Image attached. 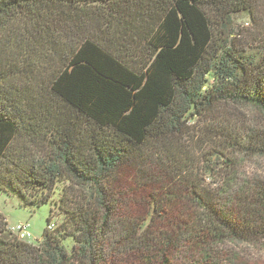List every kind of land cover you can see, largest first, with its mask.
Instances as JSON below:
<instances>
[{"label": "trees", "instance_id": "1", "mask_svg": "<svg viewBox=\"0 0 264 264\" xmlns=\"http://www.w3.org/2000/svg\"><path fill=\"white\" fill-rule=\"evenodd\" d=\"M254 159L264 0H0V189L60 194L36 243L0 213V264H245L264 247Z\"/></svg>", "mask_w": 264, "mask_h": 264}, {"label": "rangeland", "instance_id": "2", "mask_svg": "<svg viewBox=\"0 0 264 264\" xmlns=\"http://www.w3.org/2000/svg\"><path fill=\"white\" fill-rule=\"evenodd\" d=\"M234 22V35L232 37L236 38V41L241 39V34L240 36L237 35L240 31L244 32L247 39L253 36L251 34L254 30L247 16H240L237 20L235 19ZM246 52L247 54H253L255 53V50L250 47L246 50ZM248 119L249 118H247V120ZM240 174L242 177H249L253 174H259L264 177V161L258 162L256 159L248 160L244 163ZM59 196V191H57L54 198L46 204L40 206H25L18 197L9 195L0 189V213L3 215V218L7 219L10 226H16L21 223H29L33 234L32 241L36 243L43 239L44 232L50 225L49 219L52 215V210L54 209V202L58 201ZM138 209L137 211L141 213L142 209L140 207ZM58 218L55 217L52 222H55ZM246 249L248 254L244 257L245 261L243 262L245 264H264V247H261L260 249ZM181 254V252H177V254L168 255L171 260V263L169 264H189ZM112 264L125 263H118L115 261L112 262Z\"/></svg>", "mask_w": 264, "mask_h": 264}, {"label": "built area", "instance_id": "3", "mask_svg": "<svg viewBox=\"0 0 264 264\" xmlns=\"http://www.w3.org/2000/svg\"><path fill=\"white\" fill-rule=\"evenodd\" d=\"M54 226H51L53 228ZM11 231L21 240L31 241L33 239V234L31 232V226L29 223H21L16 226L11 227Z\"/></svg>", "mask_w": 264, "mask_h": 264}]
</instances>
